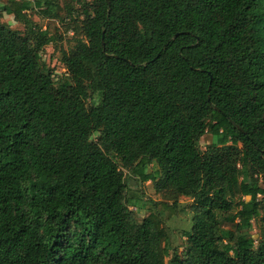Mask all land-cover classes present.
<instances>
[{"label": "trees", "instance_id": "obj_1", "mask_svg": "<svg viewBox=\"0 0 264 264\" xmlns=\"http://www.w3.org/2000/svg\"><path fill=\"white\" fill-rule=\"evenodd\" d=\"M57 2L0 4V264H264V0H67L55 79ZM122 167L171 203L138 222Z\"/></svg>", "mask_w": 264, "mask_h": 264}, {"label": "rangeland", "instance_id": "obj_2", "mask_svg": "<svg viewBox=\"0 0 264 264\" xmlns=\"http://www.w3.org/2000/svg\"><path fill=\"white\" fill-rule=\"evenodd\" d=\"M7 0H0L1 7ZM31 1V0H29ZM67 0H58L55 12L58 17H43L37 8L27 11L28 17L41 29H47L50 34L55 35L57 40L44 47L41 56L46 65L53 71L55 79H60L66 75L65 68L61 62L62 52L67 51L73 45L71 41L72 32L65 34L64 27L68 25L70 16L68 15L67 8L65 7ZM73 12L80 13V6L78 4H71ZM0 21L9 26L12 30L24 32L25 27L22 23L16 21L12 15L0 12ZM61 36L62 39H58ZM96 137V136H94ZM210 136L204 135L200 139V148L204 150L206 145L210 142ZM126 182L127 195L132 197V202L129 208L133 211L134 217L138 222H141L150 212V208L153 207V202L165 201V196L161 193H157L154 189L152 182H140L138 176L134 175L129 169L124 167L120 168ZM178 204L180 211L170 220L166 221L165 225L170 233V244L172 247L181 253L185 246V238L182 236V229L187 226V222L190 220L192 213L190 205L192 200L188 197L179 196ZM259 233L258 220L253 221V228L251 234L255 239Z\"/></svg>", "mask_w": 264, "mask_h": 264}]
</instances>
